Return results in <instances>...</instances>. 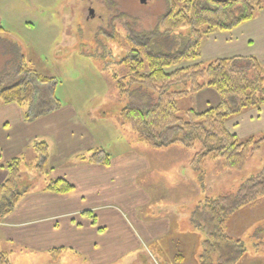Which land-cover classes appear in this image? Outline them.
I'll return each mask as SVG.
<instances>
[{
	"label": "rangeland",
	"instance_id": "obj_1",
	"mask_svg": "<svg viewBox=\"0 0 264 264\" xmlns=\"http://www.w3.org/2000/svg\"><path fill=\"white\" fill-rule=\"evenodd\" d=\"M262 2L264 4V0ZM167 6L166 0H146L144 3L140 0H0V31L4 33L0 34V86L30 78L33 73L53 78L51 89L60 103L56 111L69 107L88 119L89 127L107 152L134 146L151 163V171L142 175L141 182L151 185L153 196L167 205L173 222L185 236L170 235L163 250L152 248L149 255L132 256L131 264H199L196 258L201 245L193 254L192 244L198 239L196 234L201 236L200 241L204 234H192V211L206 197L235 192L243 181L256 175L264 166L262 144L242 171H227L220 158L194 169L190 164L191 150L179 145L172 146L178 149L152 148L138 142L129 126H120L118 114L131 98L120 97L113 77H121L127 71L120 63L130 53L127 39L130 35L134 38V31L153 30ZM89 8L93 16L88 13ZM187 30V27L176 30L175 41L155 48V51L171 53L178 50L182 45L179 33L186 34ZM12 44L18 47L13 48ZM20 60L32 74L20 72ZM209 61L203 59L202 63ZM36 87L41 99L50 89L41 84ZM134 87L137 86L130 88ZM181 88L183 86L172 89ZM217 102L216 92L205 88L180 99L178 107L181 111L190 108L204 111ZM44 104L48 105V100ZM28 107L27 104L22 106L24 114ZM262 112L264 110L248 109L230 118L227 127L239 138L250 135L258 138L264 133V118L258 115ZM23 160L26 163L23 161L19 176L25 181L20 182V190L27 184H42L61 171L60 163L49 164L47 161L44 171L40 172L31 167L34 162L30 155L24 156ZM226 224L231 235L242 238L239 239L246 249V256L238 264H264V197L254 204L242 206Z\"/></svg>",
	"mask_w": 264,
	"mask_h": 264
},
{
	"label": "trees",
	"instance_id": "obj_2",
	"mask_svg": "<svg viewBox=\"0 0 264 264\" xmlns=\"http://www.w3.org/2000/svg\"><path fill=\"white\" fill-rule=\"evenodd\" d=\"M166 1L167 11L153 30L134 31V38L130 35L127 39L130 53L120 62L127 71L121 77H113L120 97L131 98L130 103L119 112V122L131 128L138 142L152 148L179 145L191 150L190 164L194 169L220 158L227 171H242L249 158L264 144V133L258 138L253 135L239 138L228 129L227 122L248 109L264 110V64L255 56L217 58L203 64L199 60L200 48L202 40L208 35L232 30L251 20L263 2ZM182 27L188 30L186 34L179 33L182 45L178 50L171 53L155 51V48L174 42V32ZM11 46L18 47L15 44ZM187 62L192 63L177 67ZM24 66L20 60V72L32 74ZM32 75L0 86L1 102L29 105L24 114L26 121L60 106L51 89L53 78L36 73ZM39 84L50 86L43 99L37 96L36 86ZM132 85L137 87L131 89ZM174 86L183 88L172 89ZM205 88L214 90L218 95L216 105L204 111L179 109L180 99ZM47 100L49 104L45 105ZM33 147L37 161L31 167L42 172L48 161V145L45 141H36ZM83 159L108 165L110 155L103 148H95ZM23 161L14 157L3 162L0 157V165L6 168L8 174L0 184V221L13 210L23 194L18 185ZM45 189L64 193L72 190L73 186L67 180L58 178L48 180ZM263 197L264 166L256 175L243 181L235 192L206 197L192 211L190 220L193 227L204 234L201 251L196 258L199 264H238L246 256L242 241L227 233L226 222L242 206L254 204ZM0 264H10L8 256L2 252Z\"/></svg>",
	"mask_w": 264,
	"mask_h": 264
},
{
	"label": "crops",
	"instance_id": "obj_3",
	"mask_svg": "<svg viewBox=\"0 0 264 264\" xmlns=\"http://www.w3.org/2000/svg\"><path fill=\"white\" fill-rule=\"evenodd\" d=\"M233 56H255L264 64V4L251 20L202 40L199 60ZM22 106L0 101L1 161L30 155L35 163L33 145L45 141L48 163L62 165L50 179L63 178L73 189L48 191V180L23 187L13 210L0 221V252L10 264H131L132 256L163 250L170 235L185 236L151 185L141 182L152 166L134 146L108 151V165L89 162L83 158L103 147L88 119L68 107L26 121ZM263 113L258 115L264 118ZM171 148L178 149H163ZM7 175L0 165V184ZM23 181L20 176L18 185ZM192 233L200 232L193 228ZM196 235L193 254L201 243Z\"/></svg>",
	"mask_w": 264,
	"mask_h": 264
},
{
	"label": "water",
	"instance_id": "obj_4",
	"mask_svg": "<svg viewBox=\"0 0 264 264\" xmlns=\"http://www.w3.org/2000/svg\"><path fill=\"white\" fill-rule=\"evenodd\" d=\"M142 3H144L146 0H140ZM93 13V11H92V9H90V14H92Z\"/></svg>",
	"mask_w": 264,
	"mask_h": 264
},
{
	"label": "flooded vegetation",
	"instance_id": "obj_5",
	"mask_svg": "<svg viewBox=\"0 0 264 264\" xmlns=\"http://www.w3.org/2000/svg\"><path fill=\"white\" fill-rule=\"evenodd\" d=\"M88 13H90V8L88 9ZM90 16H93V13H92V14H90Z\"/></svg>",
	"mask_w": 264,
	"mask_h": 264
}]
</instances>
